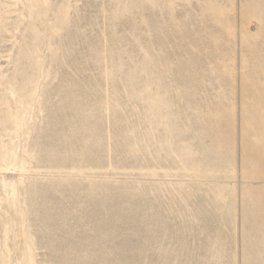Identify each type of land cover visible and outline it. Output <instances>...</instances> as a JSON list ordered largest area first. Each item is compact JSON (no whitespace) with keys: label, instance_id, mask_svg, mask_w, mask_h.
I'll return each mask as SVG.
<instances>
[{"label":"rangeland","instance_id":"1","mask_svg":"<svg viewBox=\"0 0 264 264\" xmlns=\"http://www.w3.org/2000/svg\"><path fill=\"white\" fill-rule=\"evenodd\" d=\"M0 264H264V0H0Z\"/></svg>","mask_w":264,"mask_h":264}]
</instances>
